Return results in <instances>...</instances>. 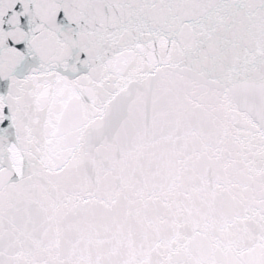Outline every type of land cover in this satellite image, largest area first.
Wrapping results in <instances>:
<instances>
[{
  "label": "snow or ice",
  "instance_id": "6c2138e0",
  "mask_svg": "<svg viewBox=\"0 0 264 264\" xmlns=\"http://www.w3.org/2000/svg\"><path fill=\"white\" fill-rule=\"evenodd\" d=\"M0 264H264V0H0Z\"/></svg>",
  "mask_w": 264,
  "mask_h": 264
}]
</instances>
